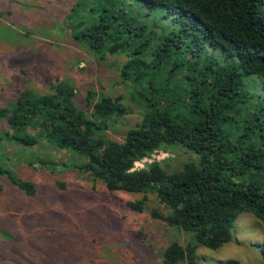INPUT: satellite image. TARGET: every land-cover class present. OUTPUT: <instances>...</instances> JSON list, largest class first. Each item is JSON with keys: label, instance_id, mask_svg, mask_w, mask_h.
Returning <instances> with one entry per match:
<instances>
[{"label": "trees", "instance_id": "1", "mask_svg": "<svg viewBox=\"0 0 264 264\" xmlns=\"http://www.w3.org/2000/svg\"><path fill=\"white\" fill-rule=\"evenodd\" d=\"M134 2L88 0L73 13L82 27L75 39L83 35L101 58L124 56L120 76L143 114L122 140L106 128L129 112L125 97L101 94L95 101L91 91L87 114L66 81L45 94L22 91L11 108L0 107V119L24 147L47 137L83 157L76 168L110 190L143 193L129 203L139 211L155 193L169 211L153 216L194 238L186 246L173 240L164 262L196 264L199 245L218 249L231 240L240 212L264 226V0ZM161 148H185L194 157L175 170L158 161L133 170ZM4 173L36 195L34 182L0 165Z\"/></svg>", "mask_w": 264, "mask_h": 264}, {"label": "rangeland", "instance_id": "2", "mask_svg": "<svg viewBox=\"0 0 264 264\" xmlns=\"http://www.w3.org/2000/svg\"><path fill=\"white\" fill-rule=\"evenodd\" d=\"M85 1L0 0V107L11 108L25 90L51 92L57 81L75 86L76 104L87 114L89 92H96L95 101L101 94L123 95L129 112L106 128L111 138L122 140L143 110L132 99L133 87L121 79L124 56L101 58L83 35L74 38L82 30L74 7ZM99 3L106 0H94ZM8 128L0 119V165L34 182L37 193L28 195L7 173L0 174V264H166L163 252L173 240L193 243L190 233L153 216L154 210L169 211L155 193L147 194L139 211L129 203L143 193L110 190L76 168L84 160L80 155L47 137L24 147L8 137ZM192 157L185 148H161L153 159L175 170ZM231 234L218 249L199 245L196 264H264V226L253 213L240 212Z\"/></svg>", "mask_w": 264, "mask_h": 264}, {"label": "built area", "instance_id": "3", "mask_svg": "<svg viewBox=\"0 0 264 264\" xmlns=\"http://www.w3.org/2000/svg\"><path fill=\"white\" fill-rule=\"evenodd\" d=\"M159 150V149H158ZM158 150H155L152 154H150L149 156H146L140 160H137L134 164L133 170L136 169H142L143 167V163L146 161H150V162H155L158 160H154L153 158L156 157V154H158ZM159 162V161H158Z\"/></svg>", "mask_w": 264, "mask_h": 264}]
</instances>
